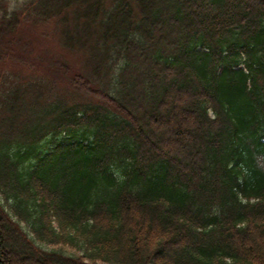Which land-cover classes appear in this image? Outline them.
I'll use <instances>...</instances> for the list:
<instances>
[{"label": "trees", "instance_id": "1", "mask_svg": "<svg viewBox=\"0 0 264 264\" xmlns=\"http://www.w3.org/2000/svg\"><path fill=\"white\" fill-rule=\"evenodd\" d=\"M15 259L264 264V0H0Z\"/></svg>", "mask_w": 264, "mask_h": 264}, {"label": "rangeland", "instance_id": "2", "mask_svg": "<svg viewBox=\"0 0 264 264\" xmlns=\"http://www.w3.org/2000/svg\"><path fill=\"white\" fill-rule=\"evenodd\" d=\"M168 113H169V111H166L165 112V114L166 115H168ZM172 128H176L177 127V120H176V118L174 119V118H172ZM190 131H192V130H190ZM166 138L168 139V140H170V141H174L175 139H174V135L170 132L167 136H166ZM15 261H16V259H15ZM14 262V261H13ZM15 264H24V263H20V262H14Z\"/></svg>", "mask_w": 264, "mask_h": 264}]
</instances>
